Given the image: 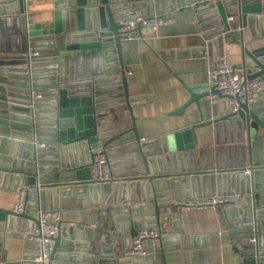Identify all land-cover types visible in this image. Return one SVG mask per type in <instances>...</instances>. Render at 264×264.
Returning a JSON list of instances; mask_svg holds the SVG:
<instances>
[{
	"label": "water",
	"instance_id": "obj_1",
	"mask_svg": "<svg viewBox=\"0 0 264 264\" xmlns=\"http://www.w3.org/2000/svg\"><path fill=\"white\" fill-rule=\"evenodd\" d=\"M26 4L27 0L0 2V154H6L5 165L1 167L20 173L19 186L28 189L27 209L36 206L37 202L30 200L37 195L42 209L60 208L59 198L47 186L68 183L76 187L82 184L83 192L96 191L109 203L121 192L120 200L126 202L133 184L89 181V148L99 141H104L111 154L115 175L124 174L113 168L120 162H135L143 170L154 167L155 163L161 168L163 158L170 162L179 157L188 159L195 173L213 172L216 162L217 168L223 167L227 173L207 177L205 182L214 186L220 180L227 184V193L241 198L240 204L226 211L227 217L235 219L229 226L241 264H264V99L242 103L237 113L217 121L215 146L197 149L196 126L141 139L132 106L136 99L128 95L123 74L122 40L117 22L126 11L141 10L153 15L171 12L177 6L193 7L200 29L207 32L205 36L212 45L220 46V54H224V34L229 33L233 42L243 46L244 60L248 56L261 68L251 76H261L264 46L249 49L237 38L241 24L255 21L262 12L260 0H54L52 20L38 23L29 21ZM189 91L191 97L183 109L193 102L199 107L212 105L211 100L204 98L215 89ZM247 143L253 156L245 172L249 164ZM72 150L75 154L88 151L87 157L78 158L76 154L74 159H68ZM114 152L116 155H112ZM224 160H228L227 164L222 165ZM5 174L9 182L15 178V173ZM137 184H134V201L147 202L149 196L143 199ZM112 192L114 196L110 198ZM8 214L0 209V220H6ZM159 217L137 227L160 226L161 234L176 232L180 207L174 204ZM130 218V215L119 216V219ZM34 221L38 223L37 218ZM96 226L97 237L89 250L91 254L84 255L91 264H122L130 259L140 261L139 264L154 263L153 253L119 258L113 249L115 232L99 246V234L103 230L114 231V224L98 220ZM137 232L133 229L132 235ZM80 239V227L72 228L69 234L61 232L53 239L52 260L65 257L66 252L82 250L85 242ZM149 250L153 252L151 246Z\"/></svg>",
	"mask_w": 264,
	"mask_h": 264
},
{
	"label": "crops",
	"instance_id": "obj_2",
	"mask_svg": "<svg viewBox=\"0 0 264 264\" xmlns=\"http://www.w3.org/2000/svg\"><path fill=\"white\" fill-rule=\"evenodd\" d=\"M5 1L9 0H0V2ZM260 3L262 12L257 15L256 20L245 26L241 24L238 28L240 35L237 38L241 39L249 49L264 46V0H260ZM53 10L54 0H27L26 14L32 23L52 20ZM169 17L173 19V22L162 25L157 30L144 27L143 39L122 41L123 74L127 82L128 95L136 99L132 106L139 134L141 139L146 140L196 126L197 149L201 146H215V123L232 115L230 99L220 97L217 102L211 101L212 105L206 107L203 105L199 107L196 102L188 104L184 109L183 107L191 97L190 89L198 93L209 90L208 70L221 56L220 46L217 43L212 45L209 38L205 36L207 32L200 29L193 7L177 6L169 13ZM223 49L231 65L255 64L248 56L244 60L243 46L233 42L229 33L224 34ZM261 76L264 79V74ZM122 90L124 91L123 86ZM204 99L210 100L208 96ZM262 99H264V92L254 95L249 102ZM213 105L215 107H212ZM249 108L251 109L250 106ZM175 111L180 112L167 116ZM9 137L11 138L12 135ZM87 153L88 151L82 150L77 151L76 154L78 158L82 156L86 158ZM76 154L72 150L68 154V159L71 157L74 159ZM0 155L2 157L0 159V209L9 212L6 220H0V264H24L34 257V249L33 245L24 240L22 233L34 225L40 199L37 195L35 196L37 199L30 200L37 202L38 208L36 206L28 208L22 215L13 213L17 187L21 184L20 173L1 167L5 165L6 154ZM252 156L253 150L247 143V163L249 164L246 169L250 168ZM232 157L236 158L234 153ZM227 161L221 164H227ZM11 163L13 165V161ZM215 163L213 172L195 173L189 160L179 157L170 162L163 158L161 168L158 163H155L154 167L151 166L150 169L144 167L143 170L135 162L129 164L120 162L113 168L116 172L124 174L113 173L112 183L133 184L128 191L126 202L120 200L122 194L118 192L115 200L109 203L106 198H100L96 191L94 194L83 192L82 184L78 187L74 183L47 186L48 190L54 191V197L57 195L59 198L57 204L62 211L61 232L69 234L72 228L80 227V240L85 242L82 250L66 252L65 257L56 258L51 263L91 264L84 255L91 254L89 250L92 249L97 237L96 222L98 220L114 224V231L108 229L106 233L103 230L104 232L99 234L97 243L99 246L102 242L106 243V237L115 232L116 241L113 249L118 252L120 258L128 257L124 251L133 241V229L134 231L143 229L137 226L142 227L151 219L159 220V215L169 212L177 200L226 193L232 197L234 205L240 204L239 195L226 192L227 184L221 183L220 180H216L214 186L205 182L207 177H217L227 173L223 167L217 168ZM4 172L15 173L12 182H9ZM9 183L12 185L11 188L8 187ZM135 183H138V192L143 199L149 196L147 202L134 201L136 199L133 195L136 190ZM109 196L112 198L113 192ZM54 203H56L55 200ZM154 208L159 209L154 210ZM227 210L229 208L226 207L218 209L180 207L181 219L177 231L171 234L162 232L153 252V264H241V257L235 251L229 226V223L235 219L227 217ZM122 215H130L131 218L130 220L119 219ZM134 220L137 224L133 222ZM159 228L163 231L162 227L159 226ZM72 254L75 256L72 257ZM98 255L99 258L100 254ZM139 262L136 259H130L122 264H139Z\"/></svg>",
	"mask_w": 264,
	"mask_h": 264
},
{
	"label": "built area",
	"instance_id": "obj_3",
	"mask_svg": "<svg viewBox=\"0 0 264 264\" xmlns=\"http://www.w3.org/2000/svg\"><path fill=\"white\" fill-rule=\"evenodd\" d=\"M170 12L146 15L141 10L126 11L118 17L121 40L143 39L142 29L144 27L157 30L158 27L173 22L169 17ZM261 68L257 64L242 63L239 65L229 64L225 54H222L217 63L208 70V86L210 91L208 97L217 102L220 97L230 99L232 113H237L242 103L249 102L256 94L264 92V79L262 76L251 75L259 72ZM91 155V178L93 183H107L114 181L110 153L104 141L91 144L89 148ZM248 169L245 170L247 172ZM17 198L13 206V213L22 215L26 213L28 202V189L26 186L17 187ZM235 202L227 194H215L206 197H193L177 200L178 207L189 206L197 209H218L219 207H231ZM61 208H49L37 210L38 223L34 222L32 227L27 228L22 236L27 243L33 245L34 257L26 262L34 264H50L54 238L61 233ZM255 234V232H254ZM161 235L159 226L146 227L138 230L133 241L125 249L126 256H147L154 252ZM255 240V237L252 238ZM153 248V252L149 248Z\"/></svg>",
	"mask_w": 264,
	"mask_h": 264
}]
</instances>
